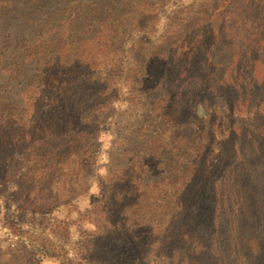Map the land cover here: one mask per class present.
<instances>
[{
  "label": "trees",
  "instance_id": "obj_1",
  "mask_svg": "<svg viewBox=\"0 0 264 264\" xmlns=\"http://www.w3.org/2000/svg\"><path fill=\"white\" fill-rule=\"evenodd\" d=\"M183 1L0 0V264H264V0Z\"/></svg>",
  "mask_w": 264,
  "mask_h": 264
},
{
  "label": "rangeland",
  "instance_id": "obj_2",
  "mask_svg": "<svg viewBox=\"0 0 264 264\" xmlns=\"http://www.w3.org/2000/svg\"><path fill=\"white\" fill-rule=\"evenodd\" d=\"M190 0H184L182 2V4H188ZM255 11L257 12V18L259 20V23L262 22L261 24H264V16L260 17L259 14H264V10L263 7H255ZM259 11L261 13H259ZM244 85H242L243 87ZM256 85H250V88L255 87ZM242 93V92H241ZM247 91L243 92V97L246 96ZM241 96V94L239 93V97ZM121 108V106H120ZM246 124L248 123V121L245 119ZM248 130H250V126H248ZM112 134L113 131L112 129L109 128V131L105 132L103 134V138H101V145H100V149L96 155V160H95V170L94 173L96 176H102L105 173V169H107L106 167L109 164V149L111 147V142L113 140L112 138ZM264 139V136H263ZM264 142V141H262ZM243 157L240 156L242 159L245 160V163L247 164V171L245 173H243V179L248 180L249 181V185L252 187L251 190L253 192V195L255 198L254 203L259 199L258 202H262L263 204V198H264V152L261 151L260 152V158H257L255 155H248L245 153H242ZM229 157V156H227ZM256 158L257 164H255V159ZM226 158V157H224ZM230 158H234V157H230ZM233 160V159H232ZM232 160H224V164L222 167H219V173L221 174V176H228V177H232L231 175L233 170H234V166L237 163V161H232ZM17 165H19V167H22L23 164L21 163L20 160H18ZM255 168V170H254ZM250 170H253L251 172H249ZM13 189V188H11ZM190 189V190H189ZM187 189V194H189L190 196L193 195L194 197H196L199 192L201 190L205 189V186H203L201 183H197L196 185H194L193 187ZM206 190V189H205ZM99 187H98V183L95 182L91 185L90 189L88 190L87 194H85L84 196H81L80 198H78V203L79 204H93V201L98 200L97 198L99 197ZM4 204H8V202L4 201V200H0V210L2 211V214L0 215V249L4 250L7 248H12V249H16V248H20L23 244H25L24 239H22L20 236L15 235L11 232L10 228L6 225H4L3 221L7 222L6 220L2 219L4 218V216L6 214H11L12 211L10 212H5L3 209H6ZM208 204V203H205ZM7 207V206H6ZM21 220H16L14 218H12L11 222L18 223V226H22V233H26L29 230V226L28 225H23L24 222H26L28 220V217L24 216L22 218H20ZM12 224V225H14ZM28 247V244H25ZM29 248V247H28ZM32 251V253L34 254L35 258L37 259V261L39 262V264H59L57 259L51 258L46 251L40 249V248H31L30 249Z\"/></svg>",
  "mask_w": 264,
  "mask_h": 264
}]
</instances>
